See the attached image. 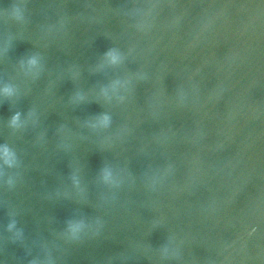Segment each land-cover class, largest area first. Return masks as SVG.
I'll use <instances>...</instances> for the list:
<instances>
[{"label": "clouds", "instance_id": "1", "mask_svg": "<svg viewBox=\"0 0 264 264\" xmlns=\"http://www.w3.org/2000/svg\"><path fill=\"white\" fill-rule=\"evenodd\" d=\"M16 18L19 19V10H16ZM107 55H109V57L111 58V61L113 63L117 62L118 57L113 54L112 52H109ZM28 64L31 67H35L38 64V60L36 57H32L28 60ZM15 89L11 86V85H5L2 89H0V92H2L4 95L7 96H11L14 94ZM107 119V117L105 118ZM20 121V113L16 112L10 120V124L12 126H18V123ZM0 159H2L3 164L4 165H8L9 167L13 165L14 161H15V154L13 152V150L10 149V147L5 144L0 146ZM3 175V172L0 171V176ZM9 183H11V181H9ZM15 226V221H13L11 224L8 225L9 229L13 228ZM73 232L77 231V229L74 227Z\"/></svg>", "mask_w": 264, "mask_h": 264}]
</instances>
